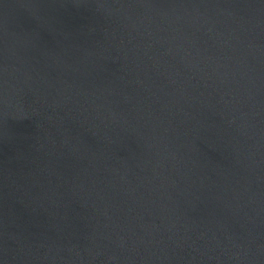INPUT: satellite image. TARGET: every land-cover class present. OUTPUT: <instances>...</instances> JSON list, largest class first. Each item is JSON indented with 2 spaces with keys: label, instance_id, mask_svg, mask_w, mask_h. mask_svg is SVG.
Wrapping results in <instances>:
<instances>
[{
  "label": "water",
  "instance_id": "95a60500",
  "mask_svg": "<svg viewBox=\"0 0 264 264\" xmlns=\"http://www.w3.org/2000/svg\"><path fill=\"white\" fill-rule=\"evenodd\" d=\"M0 264H264V0H0Z\"/></svg>",
  "mask_w": 264,
  "mask_h": 264
}]
</instances>
